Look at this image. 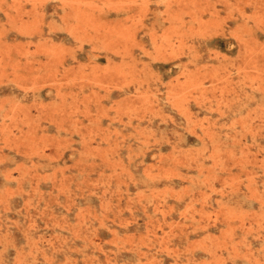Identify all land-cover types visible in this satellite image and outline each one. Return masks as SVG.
I'll use <instances>...</instances> for the list:
<instances>
[{
    "label": "rangeland",
    "instance_id": "obj_1",
    "mask_svg": "<svg viewBox=\"0 0 264 264\" xmlns=\"http://www.w3.org/2000/svg\"><path fill=\"white\" fill-rule=\"evenodd\" d=\"M0 264H264V0H0Z\"/></svg>",
    "mask_w": 264,
    "mask_h": 264
}]
</instances>
